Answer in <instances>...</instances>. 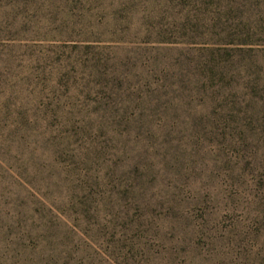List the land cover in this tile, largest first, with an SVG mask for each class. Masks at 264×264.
<instances>
[{"label": "rangeland", "instance_id": "1", "mask_svg": "<svg viewBox=\"0 0 264 264\" xmlns=\"http://www.w3.org/2000/svg\"><path fill=\"white\" fill-rule=\"evenodd\" d=\"M0 264H264V0H0Z\"/></svg>", "mask_w": 264, "mask_h": 264}]
</instances>
